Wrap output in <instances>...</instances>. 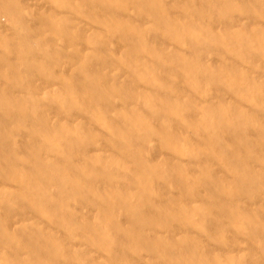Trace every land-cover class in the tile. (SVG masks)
<instances>
[{"label":"rangeland","instance_id":"1","mask_svg":"<svg viewBox=\"0 0 264 264\" xmlns=\"http://www.w3.org/2000/svg\"><path fill=\"white\" fill-rule=\"evenodd\" d=\"M0 264H264V0H0Z\"/></svg>","mask_w":264,"mask_h":264}]
</instances>
